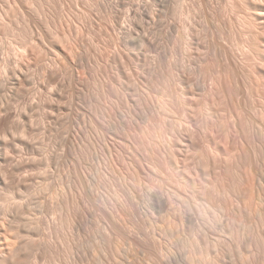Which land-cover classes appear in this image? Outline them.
Returning <instances> with one entry per match:
<instances>
[{
	"label": "bare ground",
	"instance_id": "1",
	"mask_svg": "<svg viewBox=\"0 0 264 264\" xmlns=\"http://www.w3.org/2000/svg\"><path fill=\"white\" fill-rule=\"evenodd\" d=\"M154 1L96 5L103 63L89 6L6 2L49 27L0 85V264H264V0Z\"/></svg>",
	"mask_w": 264,
	"mask_h": 264
},
{
	"label": "rangeland",
	"instance_id": "2",
	"mask_svg": "<svg viewBox=\"0 0 264 264\" xmlns=\"http://www.w3.org/2000/svg\"><path fill=\"white\" fill-rule=\"evenodd\" d=\"M7 1H8V0H7ZM7 1H6V0H0V13L3 14L5 17H6L7 15H10V17H12V16H11V14H12V15H13L12 20L16 18V20H13V21H16V22L13 24V23H12L13 21L11 22V20L9 19L10 17L7 16V17H8L7 22H6L5 24L2 23L3 25H6V26H1V25H0V26H1V28H0L1 30H0V31H2V32H0V33H1L0 35L3 36L2 38L4 39V41H3V39H2V42L4 43V44L2 45V47H3V50H4V49H7V50H8L7 52L4 50V54H5V56H6V54L8 55V56H6V57H9V56L12 57V58L9 57V60H7V63H8V61H9V63H8L9 65H7L6 62H4V60H5L6 58H1V59H0V62H1V64H0V74H1V70H2V72H3V69H4V68L1 67L2 65H4L3 63H5V66H3V67L8 68V66H10V60H11V66H10L8 69H5V70H6V73H5V71H4V74H6L7 76L5 77V75H4L3 73H2L3 75H0V77H1V79H0V85H2L3 87H5V89H6L8 86H9V87H12V86H13V82H14V77H13V76H14V75H13L14 73L12 74V72H10L11 67H14V61H13V60H14V58H13V57H14V56H13L14 54H12V53H14V51H13V50H14V36H13V35H14V32L16 33V32L19 30L20 32H19V31H18V32L21 34V32H22L21 29L26 28V29H23V32L25 33V31H26V33H27V31H28V35L30 34V36H32L33 34H31V33H34V34H35L36 31L38 32V30H40V32H38V33H36L35 35H33L34 37L37 38V35L39 36L40 34L47 32L46 29L49 27V26H48V25H49V19H47V18L49 17V15L51 16L52 13H53V11L56 10V11H54V12H55L54 15L56 16V14L58 13V11H60L61 8H62V10H64V9H65L64 6L70 4V3H71L70 1H72V0H67V1L64 0V2H65V1H66L67 3L69 2L68 4H67L66 2H65V3H64V2L61 3V2L58 0L59 3H61V4L64 3L63 6H61L59 3H58V6H57V4L55 3V1L53 0V1H54V4H53L54 7H53V5H52L53 10H52V7L50 6L51 4L48 6V4H49V3H52L53 1H49V0H48V1L46 2L45 0H42L41 2H44V1H45L44 3H48V4H46L47 7L45 6V4H43V3H41V2L39 3V5L42 6V7L45 6L46 8L49 7L48 9H51V10H52V12L49 14L50 10L48 11V9H45V7L42 8V10H44V9L46 10V11H43V12H47L46 14L48 15V17H47V16H44V15H43V12L38 13L37 10H39V9H38L39 7H38V4H37V3L39 2V0H36V1H38V2H36L35 0H33V1H35V2H32V0H31V3H32V4L34 3L35 5L33 4L32 7L29 6L30 9H32V8L35 7V6H36L35 8L37 9V10H36V9L34 8L35 11H33V12H35V13H33V12H32V13H33V14H37V13H38V15L40 16V17H39V16L37 15V16H38V17H37V16H33V14H32V16L35 17L34 19H35L36 21H35L34 19H32V17H31V18L29 19V23L32 25V23H33L32 21H35L36 24H35V22H34L33 25H32L33 27H32L31 25H30V27H29L28 20H25V19H24L25 21L22 20L21 18H23V17H19V18H18V16L20 15V13H19L18 11L14 10V12L17 13V16H16V13H15V16H14V14H13V13H14L13 10L10 11V10L7 8V7H8V5H7L8 3H6ZM28 1L30 2V0H28ZM61 1H62V0H61ZM73 1H74V0H73ZM73 1H72V3H74V4H72V6H71V5H68L69 8H70V7L74 8L73 5H75L76 3H77V4L82 3V4H84V5L80 4L79 6H81V7L83 6L82 9L84 10V8H86L87 6L90 5V4H89V1H88V3L86 2V3L89 4V5H85L86 3L83 2L84 0H82V1L80 0L79 2H78V0H75L74 2H73ZM90 1H91V0H90ZM107 1H109V2H107ZM112 1H113V4H112ZM117 1H118V0H116L115 3H114V0H106V2H105V0H102V2H100V0L97 1V2H96L95 0H92V1H91V6L87 7V8L89 9V11H91V14L89 13V14H90V17H92V19L94 20V22H95L96 20L100 21L99 18L97 19V17L101 16V15L97 16L98 13L101 12V11L103 12V9H104V8H105L104 11H106L107 13H109L112 9L110 8L111 10L108 12V10H109L108 8L110 7V5H112L113 8H114V7L119 3V2H117ZM130 1H131V2H130ZM130 1H129V0H128V1H127V0H121L120 3H121L123 6L125 5V2H126L125 7H122L121 4L119 3L122 9H121V8H118V7H120V6H117L118 11H119V12H118L119 15L124 13V12H123V9H124V11H126V13H124V15L122 16L123 19L127 16V14L129 13V11H130L131 9L135 10V8H136V10H138L139 7H142V6L145 7V6H147L150 2H151V3H152V2H155L154 0H153V1H151V0H146V2H145L144 0H130ZM135 1H136V2H135ZM140 1H141V2H140ZM149 1H150V2H149ZM177 1H178V0H177ZM177 1H175V2L173 3V6L171 5L172 7H175V5H176V10H175V9H174V10L177 11V12L180 11L179 9H181V4L183 5L185 2H187L188 4L185 3V4L183 5V7H185V5H186V7L189 6L190 3H191V4H190V6H191L192 3H193V4H195V5L197 4V6L192 5V6H194V8L199 7V10H198V9H195L196 12H199V13H200V11H201V14H202V12L205 13V11H206V9H205V10L203 9V11H202V8H203V7L205 8L204 4L202 5L203 7H202V6H198V5H200V3L202 2V0H201V1L199 0V2H197V3L195 2V1H197V0H194L193 2H192V0H189V1H188V0H183L184 2L181 0L182 2H181V1L178 2L179 4L176 3ZM214 1H215V2L211 1L212 4L210 3V5H213V4L215 3V5H214V7H215V6H218V5L221 3L220 1H222V0H218V1L214 0ZM29 2H27V5L30 4ZM93 2H94V3H93ZM95 2H96V3H95ZM104 2H105V3H104ZM116 2H117V4H116ZM189 2H190V3H189ZM204 2H206V0H205ZM92 3L95 4V6L92 5ZM103 3H104L105 6L102 5ZM106 3H108L109 6H108ZM110 3H111V4H110ZM123 3H124V4H123ZM132 3H134V4L136 5V6L134 5L135 8L133 7V5H131ZM146 3H147V4H146ZM180 3H181V4H180ZM217 3H218V4H217ZM36 4H37V5H36ZM42 4H43V5H42ZM55 4H56V5H55ZM65 4H66V5H65ZM97 4H98L99 7H102V6H103L104 8H103V9H102V8H99V9H98V7L96 8V5H97ZM100 4H101L102 6H101ZM119 4H118V5H119ZM137 4H138L139 6H137ZM5 5H6V6H5ZM30 5H31V4H30ZM59 5H60V6H59ZM127 5H128V6H127ZM140 5H142V6H140ZM177 5H180V6L178 7ZM56 6H57V7H56ZM76 6H77V5H76ZM79 6H78V8L76 7L77 10L74 9V12H75V11L77 12L78 10H81V11H82V9H80L81 7L79 8ZM92 6H93V7H92ZM107 6H108V7H107ZM112 6H111V7H112ZM126 6H127V8H126ZM60 7H61V8H60ZM63 7H64V8H63ZM66 7H67V6H66ZM68 7H67L66 9H68ZM131 7H132V8H131ZM172 7H170L171 11L168 12L169 15H168L167 19L164 17V18H165L164 23H165L166 21H167V22H166L165 24H167L168 21H169V22H174V20H175V22H177L178 24H179V23H184V22H185V18H184V16H181L180 12H179L180 15H179L177 12H176V15H174L175 12H173L174 10H172V9H173ZM177 7H178L179 9H177ZM211 7H212V6H211ZM214 7H213V8H214ZM9 8H10V7H9ZM55 8H56V9H55ZM58 8H59V10L57 11ZM90 8H92V9H93V8H94V9L96 8L97 10H99V12H97V10L95 9V10H94V11H95V14L93 13L94 15H92V12H94V11L90 10ZM125 8H126V9H125ZM129 8H130V9H129ZM215 8H216V7H215ZM10 9H11V8H10ZM30 9H29V10H30ZM101 9H102V10H101ZM120 9H121V12H120ZM200 9H201V10H200ZM3 10H5V12H6V10H9V11L6 12V15H5V13H2V12H4ZM42 10L40 9L39 11H42ZM62 10L60 11V13L62 12ZM68 10H69V9H68ZM70 10H71V12H73V10H72L71 8H70ZM85 10L87 11V9H85ZM100 10H101V11H100ZM178 10H179V11H178ZM31 11H32V10H31ZM36 11H37V12H36ZM64 11H65V10H64ZM64 11H63V14H64ZM127 11H128V13H127ZM56 12H57V13H56ZM87 12H88V11H87ZM102 12H101V13H102ZM106 12H104V13H106ZM171 12H172V13H171ZM7 13H8V14H7ZM9 13H10V14H9ZM101 13H99V14H101ZM107 13L105 14L106 16H105L104 14H102L104 20H103L102 16L100 17V18H102V19H101V22H102L103 26L100 24V22H99V23H96V25H98V24L100 25V26L98 25L99 28L102 27L100 30L104 29V26L107 27V26L110 25L109 27H113V26H111V23L113 24V20H112V21H109V20H111V19H109V20L106 19V18H109V17H108L109 14H107ZM204 13H203V14H204ZM206 13H207V12H206ZM18 14H19V15H18ZM44 14H45V13H44ZM58 14H59V13H58ZM58 14H57V16H58ZM170 14L174 15V16L171 15L173 20H171V19L169 20V16H170ZM196 14H198V13H196ZM201 14H198V16L196 17L197 19L199 18L198 21H200V19H201L200 17L204 18V15L202 14V16H201ZM59 15H60V14H59ZM91 15H92V16H91ZM107 15H108V16H107ZM20 16H21V15H20ZM94 16H97V17H94ZM120 16H121V15H120ZM171 16H170V18H171ZM177 16L180 18V19L178 18L179 20L176 19ZM180 16H181V17H180ZM7 17H6V19H7ZM41 17H42V18H41ZM44 17H47L46 19L48 20V22H47L46 19H45V22H44V20H43V21H42L43 24H42L41 20H42ZM105 17H106V18H105ZM17 18H18L19 22H18ZM64 18L67 19V18L64 17V15H63V19L61 20V21H63V23L66 22V20H65V22H64ZM95 18H96V20H95ZM181 18H182L184 21H182ZM40 19H41V20H40ZM105 19H106V21H105ZM162 19H163V18H162ZM9 20H10V21H9ZM30 20H32V21H30ZM163 20H164V19H163ZM8 21H9V22H8ZM21 21H22V22H23V21H24V22H27V23H24V22H23V23H24L25 25L27 24V26L30 28L31 33H30V31L27 29V27L24 26V24H22V26H21V24H19V26L21 27V29H17L18 26L16 27L15 25H18V24H16L17 22H18V23H22ZM98 21H96V22H98ZM10 22L12 23V24H11V27H10V26H7V24L10 23ZM38 22H39V25L37 24ZM46 22L48 23V25H46V26H48V27H43V25L45 26ZM105 22H106V23H105ZM109 22H110V24H108ZM203 22H204V20L202 19L201 22H199V23L202 24ZM44 23H45V24H44ZM63 23H62V24H63ZM0 24H1V20H0ZM40 24H42V25H40ZM59 24H61V23H59ZM66 24H67V23H66ZM66 24H65V25H66ZM104 24H105V25H104ZM8 25H9V24H8ZM34 25H37L38 30H37V28L35 29L36 26H34ZM65 25H63V26H65ZM180 25H181V24H180ZM182 25H183V24H182ZM38 26H41V27H38ZM59 26H60V27H59L60 29H63L61 25H59ZM2 27H3V28H2ZM14 27H16L17 30H16ZM31 27L33 28V31H32V29H31ZM106 27H105V30H106ZM7 28H8V30H7ZM40 28H44V31H45V30H46V31L43 32V29H42V31H41ZM109 29H110V30L108 31V27H107L106 32H103V31H105V30H103L102 32L100 31L101 34L104 33L103 35H99V34L95 35V34H93V38H94V39H96V36L99 37V38H101V39H102V36L106 37L105 39L108 38V39L106 40L107 42L105 41L104 38L102 39V41H105V42H104L105 44L102 43V42L98 43L97 39L95 40V42H93L94 45H93V47L91 48V49H93V52H92L91 49H90V52L93 53V54L90 53L91 58H93V60H92L91 58H90V59H91L93 62H94V61H98V60H100L99 62L103 63V62H104L103 59L105 60V58H104L102 55H100V54H101L102 52H104V50H105L103 47H105V46H106V47H109V46H108V45H109V44H108V43H109L108 40H110L111 35H110L108 32H110L111 29H113V28H109ZM6 30H7V32H9V33L5 32ZM10 30H11V31H10ZM48 30H49V29H48ZM97 30L99 31L98 28H97ZM3 31H4L5 33H3ZM34 31H35V32H34ZM61 31H62V30H61ZM72 31H73L72 34H74L75 30H72ZM98 31H97V32H98ZM121 31H122V30H120V28H118L117 30H115V33H117L118 36L120 35V38L123 37V36H121V35H124V32H123V31L121 32ZM12 32H13V33H12ZM120 32L123 33V34H120ZM2 33H3L4 35H3ZM19 33H18L19 37H21V35H22V36H25V35H23V33H22L21 35H20ZM26 33H25V34H26ZM98 33H99V32H98ZM105 33H108V34L110 35V37L107 36ZM110 33H111V32H110ZM112 33H113V31H112ZM112 33H111V34H112ZM11 34H12V35H11ZM105 35H106V36H105ZM12 36H13V37H12ZM94 36H95V37H94ZM6 37H7V38H6ZM19 37H18V38H19ZM61 37L63 38V36H61ZM18 38H15V40H17ZM59 38H60V37H59ZM59 38H58V40H59ZM93 38H92V39H93ZM99 38H98V39H99ZM65 39L67 40V38L64 37V40H65ZM121 39H122V38H121ZM165 39H167V38H163L162 40L164 41ZM167 40H169V39H167ZM167 40L165 41L166 43H168ZM61 41H62V39L60 38L59 42H61ZM99 41H100V39H99ZM163 41H162V42H163ZM15 42H16V41H15ZM19 42H20V38L18 39V43H19ZM68 42H69V41H68ZM96 42H97V44H98L100 47H101V45H102L103 50H102V51H101V50H98V51H100V53L97 52V48H98L99 46H96ZM65 43H66V44H65ZM163 43H164V42H163ZM169 43H171V41H169ZM169 43L166 44V45H164V44H165V43H164V44H163L164 47H165V48H168V47H166V46H167V45L169 46ZM16 44H17V43H16ZM61 44H62V46H63V45H66V46H64V47H69L67 41H63V42H61ZM69 44H70V43H69ZM171 44H172V43H171ZM171 44H170V45H171ZM7 45H8V46H7ZM4 46H5L6 48H5ZM172 46H173V44L169 47V49L172 48ZM94 47L96 48V50H95ZM106 47H105V48H106ZM10 48H11V49H10ZM12 48H13V49H12ZM98 49H99V48H98ZM100 49H101V48H100ZM9 50H10V51H9ZM167 50H168V49H167ZM95 51H96V52H95ZM9 52H10V55L8 54ZM98 53H99V54H98ZM11 54H12V55H11ZM94 54H97L96 56H97L98 58H96V57L94 58V57H93V56H95ZM92 55H93V56H92ZM99 56H100L101 58H99ZM102 58H103V59H102ZM2 59H3V60H2ZM12 59H13V60H12ZM97 59H98V60H97ZM1 60H2V61H1ZM91 60H90V62H92ZM12 62H13V65H12ZM95 63H96V62H95ZM95 63H91V66L93 67V65H95ZM6 65H7V67H6ZM89 67H90V63H89ZM92 67H91V68H92ZM9 69H10V70H9ZM8 71H9V72H8ZM11 71L14 72V68H13ZM8 73H10V74H8ZM11 74H12L13 76H11ZM8 76H9V77H8ZM10 76H11V77H10ZM2 77H4V80H5V78H6L8 81H9V80H10V81L8 82L7 80H5V81L3 82ZM11 78H12V79H11ZM1 80H2V81H1ZM12 81H13V82H12ZM2 82H3V83H2ZM7 82H8V84H7ZM10 82H11V83H10ZM9 84H10V85H9ZM4 85H5V86H4ZM8 89H9V88H8ZM6 90H7V89H6ZM13 104H14V103H13ZM13 104H12V106H13ZM13 107H14V106H13ZM95 160H96V161H95ZM93 161H95L94 163H97V159H94ZM92 172H93V171H90V173H89V174H90V178H91V174H92ZM49 193L51 194V192H50V191L48 192V197L50 198V201H53V200H51L52 195H50ZM49 195H50L51 197H50ZM52 199H54V198H52ZM52 216H53V215L51 214L50 217H52Z\"/></svg>",
	"mask_w": 264,
	"mask_h": 264
}]
</instances>
